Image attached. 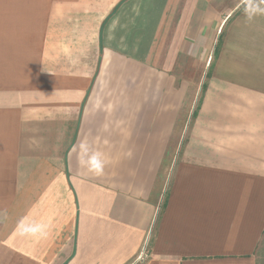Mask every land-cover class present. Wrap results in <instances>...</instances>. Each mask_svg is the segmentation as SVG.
<instances>
[{"label":"crops","instance_id":"1","mask_svg":"<svg viewBox=\"0 0 264 264\" xmlns=\"http://www.w3.org/2000/svg\"><path fill=\"white\" fill-rule=\"evenodd\" d=\"M249 6L0 0V264H257L264 14ZM182 59L202 66L183 120ZM94 153L101 176L79 162Z\"/></svg>","mask_w":264,"mask_h":264},{"label":"clouds","instance_id":"2","mask_svg":"<svg viewBox=\"0 0 264 264\" xmlns=\"http://www.w3.org/2000/svg\"><path fill=\"white\" fill-rule=\"evenodd\" d=\"M260 3H264V0H260ZM260 3H256V0H250V6L246 9V15L249 20H252L258 14H264V7H261ZM79 162L81 167L87 168L90 173L96 176L103 175L104 162L102 154L94 153L88 160L80 158ZM16 233L22 238L43 239L47 236V229L21 221L17 226Z\"/></svg>","mask_w":264,"mask_h":264},{"label":"rangeland","instance_id":"3","mask_svg":"<svg viewBox=\"0 0 264 264\" xmlns=\"http://www.w3.org/2000/svg\"><path fill=\"white\" fill-rule=\"evenodd\" d=\"M180 68L182 72H186L187 74H182L184 78H188L190 82L189 90H188V96L186 99V107L184 108L182 112V120L184 117L188 114L190 115L197 105V99L200 94V75L199 73L202 70V66L194 65L189 60L182 59L180 61ZM191 75H189V74ZM198 84L197 91L195 90ZM196 96V97H195ZM191 106V107H190ZM256 257V263L257 264H264V237L262 238V241L260 242V245L258 249L255 252Z\"/></svg>","mask_w":264,"mask_h":264},{"label":"trees","instance_id":"4","mask_svg":"<svg viewBox=\"0 0 264 264\" xmlns=\"http://www.w3.org/2000/svg\"><path fill=\"white\" fill-rule=\"evenodd\" d=\"M193 114H195V111L193 112Z\"/></svg>","mask_w":264,"mask_h":264}]
</instances>
